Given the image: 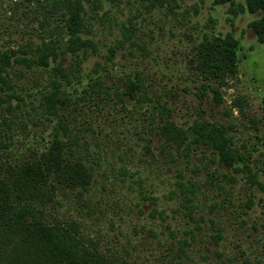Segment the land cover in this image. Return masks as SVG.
Listing matches in <instances>:
<instances>
[{"label":"rangeland","instance_id":"obj_1","mask_svg":"<svg viewBox=\"0 0 264 264\" xmlns=\"http://www.w3.org/2000/svg\"><path fill=\"white\" fill-rule=\"evenodd\" d=\"M168 1H85L81 37L94 47L79 51L63 0H0V55L57 54L10 69L0 169L74 137L94 177L86 191H56L47 224L75 225L116 264H264V44L250 27L262 13L236 16L247 0ZM205 35L238 41L236 76L203 73ZM166 120L224 126L238 157L167 141Z\"/></svg>","mask_w":264,"mask_h":264},{"label":"trees","instance_id":"obj_2","mask_svg":"<svg viewBox=\"0 0 264 264\" xmlns=\"http://www.w3.org/2000/svg\"><path fill=\"white\" fill-rule=\"evenodd\" d=\"M63 1L69 12L71 44L78 46L79 51L94 47L90 39L81 37L85 29L82 14L87 0ZM157 1L163 4L169 2ZM224 4L231 7L235 5L234 0H214V5ZM245 10L252 14L262 13L261 18L252 22L250 27L255 31L258 41L264 44V0H247L245 7L239 5L233 13L237 16ZM55 50L47 44L38 49L37 59L33 60L26 57L24 50L17 57L11 51L0 55V91L5 93L13 88L10 69L14 63H39L49 67L50 59L57 57ZM238 50V41L230 35L224 38L205 35L198 46L201 70L206 76L215 78L236 76ZM133 85L131 83L129 87ZM59 92L57 89L50 96L48 94L46 101L55 100ZM6 96L11 97L10 93ZM64 127L61 124V128ZM163 130L167 141H190L213 147L220 160L226 164L231 165L238 157L224 126L203 121L184 128L166 120ZM79 150L76 138L64 141L56 136L46 150L33 151L16 165L0 169V264H116L85 244L75 225L47 224L41 215V209L56 191L89 189L94 168L83 160Z\"/></svg>","mask_w":264,"mask_h":264}]
</instances>
